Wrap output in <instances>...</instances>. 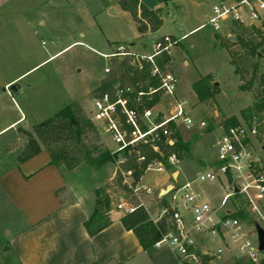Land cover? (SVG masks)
I'll use <instances>...</instances> for the list:
<instances>
[{
  "label": "rangeland",
  "instance_id": "obj_1",
  "mask_svg": "<svg viewBox=\"0 0 264 264\" xmlns=\"http://www.w3.org/2000/svg\"><path fill=\"white\" fill-rule=\"evenodd\" d=\"M107 2L108 0H0V128L13 117L14 108L24 113L28 126L24 129L20 121L19 127L30 132L32 136L36 126L60 110L66 107L75 112L79 110L84 121L89 122L95 132L83 133L78 144L64 132L63 136L68 138L67 142L79 162L70 169L60 161L58 167L72 173L73 178H79L77 182L83 183L85 189H91L94 208L99 192L110 198V206L115 209V205L121 200L129 201L133 205L138 204L122 181L120 185L115 183L116 174L123 172L118 163L122 158H116V163L110 157L94 164L87 159L96 158L99 150L107 149L113 153L115 148L109 137L101 132L89 116L95 97L94 89L105 78L104 69L110 70L108 57L115 53L119 46L146 55L153 52L154 44L164 36L179 40L172 50L171 61L162 67L164 71L176 77V97L184 102L187 115L192 121L189 129L181 123L174 124L182 130L185 140L192 135L197 136L190 147V154L194 160H182L179 165L178 163L175 165L183 171L185 181L187 179L194 181L198 173L208 170L209 165L216 161L215 142L225 131L223 123L226 120L235 117L240 125L246 123L241 119L240 112L252 105L260 90L258 75L264 72V59L260 62V71L251 90L239 91L238 87L252 76L250 68L252 62L242 55L237 44H232L236 33L225 32L218 34V38L214 39L211 28L205 27L188 34L190 30L207 21L211 10V3L208 0H171L160 8L159 17L162 25L159 30L148 32L139 38L130 16L117 7L109 8ZM140 2L149 10L155 9L157 5L156 0ZM109 11L113 13L109 14ZM261 25H264V22ZM245 30L244 38L256 42L255 35L248 28ZM184 35L186 37L183 38ZM75 42L79 43L72 44ZM70 44L72 45L65 49ZM61 50V53L48 59ZM228 51L240 55L238 63L239 68L243 70L242 74L233 73L234 66L229 63ZM208 74L212 75L211 81L218 84V90L209 101L199 102L191 86L199 77ZM19 76L17 83L21 90L16 93L3 91L5 83ZM156 94L159 96L158 101L150 109L153 116L160 113L161 118H165L168 116L169 101ZM11 97L13 102L10 100ZM161 120L153 118L152 121L157 124ZM200 121H204L206 127L198 128ZM210 128L212 129L210 132H205ZM13 134L12 131L3 138ZM18 138L14 145L20 154L24 152L27 139L21 133H18ZM41 148L43 149L42 146ZM256 154L260 159L264 158L260 148ZM169 166L162 173L154 169L146 170L142 175L141 185L156 190L164 184L169 173L177 170ZM183 181V175L180 173L178 182ZM173 184L177 186L176 183ZM123 187L129 192L124 191ZM225 188L226 181L222 177L220 182L195 183L196 191L214 209L220 206ZM167 202L156 200L154 204L160 208ZM238 203L239 200L233 202V199H230L220 208L218 215L222 216L225 210L235 211ZM258 207L264 217V199L258 202ZM116 211L123 215L122 212ZM256 218L261 222L259 217ZM246 228L251 227L246 224ZM8 231H10L8 228L1 231L0 237L7 238ZM221 235L227 240V232L222 231ZM217 245L213 241L210 247L215 249ZM231 255L229 264H250L236 257L234 250ZM260 257L264 259V253H260ZM126 264H179V262L168 245L163 243L158 248L151 247L141 252Z\"/></svg>",
  "mask_w": 264,
  "mask_h": 264
},
{
  "label": "built area",
  "instance_id": "obj_2",
  "mask_svg": "<svg viewBox=\"0 0 264 264\" xmlns=\"http://www.w3.org/2000/svg\"><path fill=\"white\" fill-rule=\"evenodd\" d=\"M208 1L211 3L210 15L207 21L193 32L210 27L215 36L235 29L258 27L264 22V0ZM178 41L170 36H164L154 44L153 52L146 55L120 46L108 57L109 59L111 57L127 58L130 66L139 71L144 65H148L149 77L157 83L155 88H149L148 91L141 89L136 91L130 85H116L111 94L103 93L93 98L89 112L90 119L115 145L114 154L124 151L133 152L141 144L150 145L152 150L158 153V148L153 145V142L158 138V131L167 123H181L186 129L192 125L184 102L176 97V77L160 68L156 61L164 55L170 58ZM108 72L109 69L105 68V75ZM137 86L140 88L139 83ZM156 93L169 101L168 116L165 118H161L160 113L153 116L150 108H143L141 111L138 108L143 98L151 101L152 95ZM153 118L162 120L154 124ZM141 125L145 127L144 130L141 129ZM197 126L204 128L206 123L200 121ZM261 140H264V120L258 118H253L249 124L244 123L222 132L216 144L217 158L213 165L208 170L198 173L194 181L187 180L177 187H171L168 193L170 196L168 206L161 212L162 217L167 218L169 229L154 247L158 248L163 243L167 244L179 264H222L223 249L217 248L211 254L203 253L199 248L198 239L203 238L204 235L219 238L222 236L221 232L225 231L227 232L226 244H230L240 258L250 264H259L261 257L254 227L250 226L251 228L248 229L245 223L226 217L230 210H225L222 216L218 213L230 199L234 202L239 200L251 214L261 219V222L258 219L257 221L264 228V217L258 207V202L264 199V168H262L264 162L256 154L262 144ZM172 143L169 139L168 144ZM111 159L116 163V159L113 157ZM124 161L125 158H122L118 163L121 164ZM144 161L143 156L137 158L138 163ZM166 162L175 166L178 160L174 155H170ZM149 169L161 173L166 171L165 166L156 160L147 164L146 170ZM121 176L122 184L129 188L131 196L138 201L137 205H133L129 201L121 200L115 205V209L125 215L142 207L143 204L139 200L144 195H151L152 190L138 183H131V170L123 171ZM221 177L226 181L225 194L220 206L214 209L196 191L195 183L220 182ZM233 186L237 192H234ZM237 205L236 208L239 207Z\"/></svg>",
  "mask_w": 264,
  "mask_h": 264
},
{
  "label": "crops",
  "instance_id": "obj_3",
  "mask_svg": "<svg viewBox=\"0 0 264 264\" xmlns=\"http://www.w3.org/2000/svg\"><path fill=\"white\" fill-rule=\"evenodd\" d=\"M118 1L108 0L107 6L117 7L122 11ZM159 8L157 4L152 11ZM132 23L134 24L133 21ZM134 27L136 30L135 24ZM198 27L190 30L188 34ZM137 36L139 38L143 35L137 32ZM61 52L62 50L48 59ZM19 78L20 76L5 83L3 91L12 84H18ZM10 100L13 102L12 97ZM14 110L13 117L0 128V232L10 229L7 238L0 237V264H126L144 252L133 233L122 227L120 218L123 215L111 206L106 213L110 224L94 236L87 234L84 224L94 210L91 189H85L83 183L79 184V178H73L72 173L51 165L44 149L23 162L17 161L19 150L14 142L19 139L17 128H20V121L25 120V115L19 109ZM12 131V136L3 138ZM192 159L194 160L193 157ZM180 162L182 161H178V165ZM212 165L213 163L209 166ZM173 167L177 170L169 173L164 184L156 190L150 188L152 194L144 195L139 200L154 222L162 218L163 209L154 202L162 201V198L168 201L169 196L167 194L160 197V191L167 186H179L180 173L185 182L183 171L178 166ZM141 179L142 177L139 185ZM213 241L218 244L215 249L210 247ZM198 245L206 254H211L217 248L223 249L222 264H229L233 250L236 257H239L237 251L230 244H226L223 236L211 238L204 235L198 239Z\"/></svg>",
  "mask_w": 264,
  "mask_h": 264
},
{
  "label": "trees",
  "instance_id": "obj_4",
  "mask_svg": "<svg viewBox=\"0 0 264 264\" xmlns=\"http://www.w3.org/2000/svg\"><path fill=\"white\" fill-rule=\"evenodd\" d=\"M171 0H156L157 4L161 7L166 6ZM119 8L127 12L136 26V30L140 35H144L146 32H156L162 25V20L159 17L160 8L152 11L147 9L139 0H119ZM256 37V42L246 40L244 34L246 30L235 29L232 32L234 34L233 45L238 46L239 51L243 56L251 60V73L252 76L249 80L243 79L244 84L238 87L239 91L249 92L253 86L256 75L259 73V66L262 59H264V25L258 27H251L249 29ZM212 37L218 38V35ZM229 63L234 66L233 73L235 75L242 74V69L239 68L238 53L228 51ZM157 64L163 69V65L169 63L171 59L167 56H162L156 59ZM110 70L108 74L103 78L98 86L94 89V96H98L103 93L111 94L116 85L120 86H133L136 91L139 89L146 91L149 87L155 88L157 86L156 81L149 77V66L144 65L142 70L139 71L133 68L129 64L127 58L111 57L109 60ZM258 79V86L260 90L256 94L255 101L250 107L245 108L240 112V117L243 121L249 124L252 118H258L264 120V72H261ZM212 75L208 74L203 77H199L192 84V91L194 92L196 99L199 102L209 101L217 93V83L211 81ZM142 84L143 87L139 88L137 84ZM159 96L156 94L152 96L151 101H147L143 98L141 104L138 106L141 111L143 108H150L157 103ZM84 117L81 116L79 110L73 111L71 108H64L57 112L53 117L41 122L34 129V136L30 132L17 128V132L21 133L27 139L24 146V152L20 153L17 157L18 162H23L41 151V146L50 158V164L58 166V162L63 163L66 167L72 168L79 162L75 153L71 150L70 145L64 135V132L68 134V137L74 143H80V136L84 133H93L94 128L89 123L84 121ZM159 121V118H157ZM240 123L235 117H231L223 123L224 130L228 128L239 126ZM141 129L145 127L141 125ZM212 129H207L205 132H210ZM172 140V144H168V140ZM197 136L192 135L191 138L185 140L182 130L177 127L173 122L167 123L161 130L158 131V138L153 142L157 148L158 153L154 152L150 145L141 144L137 146L133 152L127 151L119 154H114L110 150H99L96 154V158L88 157V161L91 164L100 163L105 159L114 157L115 159L125 158V161L120 164V168L123 171H132L133 183H137L144 172L146 171L147 164L153 160L161 162L165 168H169L166 160L170 155H174L178 161L192 159L190 154V147L193 140H196ZM264 142V140H261ZM61 143V144H60ZM52 145H57L56 147ZM264 154V151H262ZM143 156L144 162H137V158ZM264 162V158L261 159ZM264 168V166H262ZM115 183L121 184L122 177L120 172L116 174ZM230 182V179L228 180ZM123 190L129 192L126 187ZM101 195V196H100ZM96 207L93 210L92 215L88 221L84 224L86 232L89 236H94L98 232L106 228L110 221L104 215L109 211L110 200L106 194H99L97 192ZM100 196V197H99ZM164 201V198L161 199ZM234 202V201H233ZM237 205V204H236ZM168 204H164L163 208ZM235 211L230 212L226 217L237 219L245 224L254 226L258 223L255 215L251 214L246 206L241 202ZM120 223L126 231H131L139 243L143 251L153 247L156 242L161 239V236L169 229V223L164 216L157 221H152L142 207L137 208L130 214H125L120 218ZM259 264H264V259H261Z\"/></svg>",
  "mask_w": 264,
  "mask_h": 264
},
{
  "label": "water",
  "instance_id": "obj_5",
  "mask_svg": "<svg viewBox=\"0 0 264 264\" xmlns=\"http://www.w3.org/2000/svg\"><path fill=\"white\" fill-rule=\"evenodd\" d=\"M113 11H109V14H112ZM4 90H7L11 93H16L20 90V86L18 84H12L9 87L5 88ZM21 124L24 126V129L27 128L26 120H22ZM260 150L264 151V142H262L260 146ZM176 177V174L174 175V178ZM234 192H237V189L233 186ZM171 190V186H167L165 189L161 190L159 193V196L162 197L164 195H167ZM254 230L256 234L257 239V245H258V251L260 253H264V228H262L258 223L254 224Z\"/></svg>",
  "mask_w": 264,
  "mask_h": 264
}]
</instances>
